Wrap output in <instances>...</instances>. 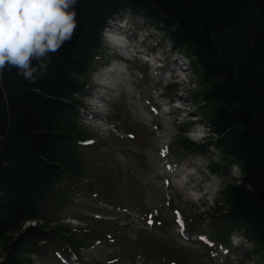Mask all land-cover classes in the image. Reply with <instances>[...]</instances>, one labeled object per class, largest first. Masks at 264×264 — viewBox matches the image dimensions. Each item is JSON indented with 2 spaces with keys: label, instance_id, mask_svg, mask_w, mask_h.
I'll return each instance as SVG.
<instances>
[{
  "label": "trees",
  "instance_id": "obj_1",
  "mask_svg": "<svg viewBox=\"0 0 264 264\" xmlns=\"http://www.w3.org/2000/svg\"><path fill=\"white\" fill-rule=\"evenodd\" d=\"M152 1L109 0L104 6L77 0L75 34L51 56L45 75L35 83L15 69L0 76V240L14 234L0 264L26 263L18 251L56 235L45 224L25 223L39 220L57 185L79 171L70 139L84 90L80 80L103 50L104 18L123 5L195 67L192 97L203 103L200 118L213 135L201 147L212 144L222 158L209 170L225 173L235 164L242 174L225 184L224 201L211 216L228 232L241 230L250 253L264 260V3L255 9L248 0ZM205 58L214 61L216 73Z\"/></svg>",
  "mask_w": 264,
  "mask_h": 264
},
{
  "label": "rangeland",
  "instance_id": "obj_2",
  "mask_svg": "<svg viewBox=\"0 0 264 264\" xmlns=\"http://www.w3.org/2000/svg\"><path fill=\"white\" fill-rule=\"evenodd\" d=\"M149 34L140 47H151L157 64L148 72L145 65L130 63L140 72L130 81L119 83L118 93L110 94L114 101L101 109L105 113L102 126L107 127L101 138L95 132L97 127L88 126L97 121L88 119L84 111L91 102L89 95L97 93L94 71L80 80L84 91L77 99L82 108L71 118L75 136L70 139L79 171L57 185L37 220L72 244L67 246L59 239L32 248L25 246L16 254L27 264L263 263L250 253L251 244H234L241 230L228 232L219 219L211 216L216 205L224 201L225 184L233 182L234 177L229 168L218 175L209 172L210 164L218 165L222 158L218 150L201 147L211 136L200 118L203 103L192 97L198 86L195 67L183 71L184 80L177 78L182 83L178 87L156 84L155 78L175 73L176 60L179 63L183 59L168 50L169 43L158 34ZM125 35L129 44L138 41L136 36ZM108 60L109 56L101 54L91 65L92 70ZM158 93L165 99L155 101ZM174 100L182 108L175 109L170 104ZM168 110L171 114L165 121L171 128L166 130L157 114ZM192 123H202L201 135L205 137L190 145L187 131L197 126ZM167 133L171 136L169 147H165ZM164 149L166 155H162ZM193 165L194 178L189 174ZM174 169L177 176H173ZM184 178L186 184H182ZM191 185L193 196L189 198L185 190ZM13 235L0 240V259L7 254Z\"/></svg>",
  "mask_w": 264,
  "mask_h": 264
},
{
  "label": "clouds",
  "instance_id": "obj_3",
  "mask_svg": "<svg viewBox=\"0 0 264 264\" xmlns=\"http://www.w3.org/2000/svg\"><path fill=\"white\" fill-rule=\"evenodd\" d=\"M77 0H0V76L15 69L30 83L75 34ZM238 241H234L236 243Z\"/></svg>",
  "mask_w": 264,
  "mask_h": 264
},
{
  "label": "bare ground",
  "instance_id": "obj_4",
  "mask_svg": "<svg viewBox=\"0 0 264 264\" xmlns=\"http://www.w3.org/2000/svg\"><path fill=\"white\" fill-rule=\"evenodd\" d=\"M101 1V3L104 5V6H109L111 3L109 2V0H98V2H100ZM124 0H119V2H123ZM150 1V3L152 2V4H153V1L152 0H149ZM264 3V2H263ZM255 9H257V8H259V7H261V6H258V7H256V6H254L253 4H251ZM124 7H126V6H122V7H120V8H118V9H116V10H113V14H114V16L112 17V18H114V17H118V16H125V15H127V14H133L135 17H137L138 19H142V20H145L144 19V17L141 15V14H139V13H137V12H134L133 13V11L132 10H128V9H125ZM127 8V7H126ZM153 8V7H152ZM124 9V10H123ZM105 10V9H104ZM118 13V14H117ZM111 18H107V17H105L104 18V22L105 23H107L109 20H110ZM107 21V22H106ZM104 22H102V23H104ZM100 28H101V30L103 31V29H104V27L103 26H100ZM169 43V49H170V51H175L176 50V48L173 46V44L171 43V41H169L168 42ZM206 59V63L207 64H209V69H210V72H213V73H216V70L214 69V66H212V64H214V61L211 59V58H205ZM116 70H119L118 68L116 69ZM196 74V73H195ZM104 76L105 77H107L108 79H110L111 77L113 78V77H116V74H114V73H109V72H106L105 74H104ZM113 87H114V89H117V86L116 85H113ZM98 96H101V94H98ZM87 114L91 117V118H97V117H99L100 116V112H92V110H89V111H87ZM159 118L160 119H163L164 120V125H165V127H166V129H170L171 127L166 123V121H165V117L164 116H159ZM208 130L210 131V129L208 128ZM210 134H211V131H210ZM170 139H171V136H168L167 137V142L169 143L170 142ZM138 142H136L135 144H137ZM166 146V145H165ZM168 147H169V145H168ZM72 219V218H71Z\"/></svg>",
  "mask_w": 264,
  "mask_h": 264
},
{
  "label": "water",
  "instance_id": "obj_5",
  "mask_svg": "<svg viewBox=\"0 0 264 264\" xmlns=\"http://www.w3.org/2000/svg\"><path fill=\"white\" fill-rule=\"evenodd\" d=\"M248 1L256 7L261 6L264 2V0H248Z\"/></svg>",
  "mask_w": 264,
  "mask_h": 264
},
{
  "label": "snow or ice",
  "instance_id": "obj_6",
  "mask_svg": "<svg viewBox=\"0 0 264 264\" xmlns=\"http://www.w3.org/2000/svg\"><path fill=\"white\" fill-rule=\"evenodd\" d=\"M166 149H164L163 151H162V155H166ZM167 183V182H166ZM148 223H149V225H151L152 223H153V221L151 220V219H149V221H148ZM181 231L183 232V226L181 225Z\"/></svg>",
  "mask_w": 264,
  "mask_h": 264
}]
</instances>
